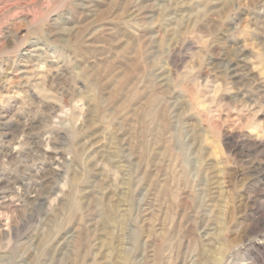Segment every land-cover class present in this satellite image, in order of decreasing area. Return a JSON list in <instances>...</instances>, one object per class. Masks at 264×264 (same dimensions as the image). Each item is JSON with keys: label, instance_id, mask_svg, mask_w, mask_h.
Segmentation results:
<instances>
[{"label": "rangeland", "instance_id": "obj_1", "mask_svg": "<svg viewBox=\"0 0 264 264\" xmlns=\"http://www.w3.org/2000/svg\"><path fill=\"white\" fill-rule=\"evenodd\" d=\"M0 264H264V0H0Z\"/></svg>", "mask_w": 264, "mask_h": 264}]
</instances>
